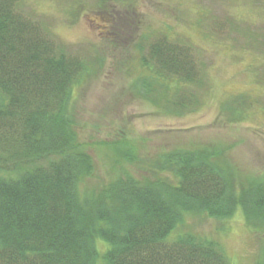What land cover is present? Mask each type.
Segmentation results:
<instances>
[{
	"label": "rangeland",
	"instance_id": "obj_1",
	"mask_svg": "<svg viewBox=\"0 0 264 264\" xmlns=\"http://www.w3.org/2000/svg\"><path fill=\"white\" fill-rule=\"evenodd\" d=\"M19 6L69 60L83 64L68 102L75 148L95 168L80 180L83 204L126 174L141 185L171 178L155 174L153 165L174 151L212 154L237 190L263 183L264 0H20ZM242 210L228 218L190 212L183 226L219 243L230 264H264V226L249 227ZM106 247L96 242L93 264H105Z\"/></svg>",
	"mask_w": 264,
	"mask_h": 264
},
{
	"label": "trees",
	"instance_id": "obj_2",
	"mask_svg": "<svg viewBox=\"0 0 264 264\" xmlns=\"http://www.w3.org/2000/svg\"><path fill=\"white\" fill-rule=\"evenodd\" d=\"M19 3L0 0V174L18 171L0 176V264H93L98 240L105 264H230L219 243L184 228L185 214L243 208L249 227L264 226V181L237 190L212 154L174 151L153 165L171 178L126 174L83 204L79 183L95 168L68 111L83 64Z\"/></svg>",
	"mask_w": 264,
	"mask_h": 264
}]
</instances>
